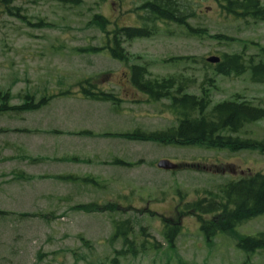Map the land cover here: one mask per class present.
Wrapping results in <instances>:
<instances>
[{
  "label": "rangeland",
  "instance_id": "374dc122",
  "mask_svg": "<svg viewBox=\"0 0 264 264\" xmlns=\"http://www.w3.org/2000/svg\"><path fill=\"white\" fill-rule=\"evenodd\" d=\"M71 1L0 0V92L9 93L11 105L20 104L27 94L38 100L75 91L78 83L92 78L102 90L119 94L123 104L112 111L105 109V121L96 124L99 129L105 126L115 131L130 126V133H151L176 127L178 118L162 107L168 101L146 103V98L130 87L129 67L139 65L147 67L153 78L177 75L194 80V86L185 92L197 96L204 76L212 79L208 110L235 96L264 108V85L254 84L249 71L237 78L224 77L202 64L224 53L257 55L264 61V20L227 17L214 0H186L196 15L189 25L205 29L207 36L221 34L235 41L193 38L177 26L160 25L152 38L122 45L130 57L125 65L107 52L83 54L76 50L107 43L105 34L90 24L93 15L109 21V31L134 27L137 15L133 10L139 3L79 0L73 5ZM260 1L264 6V0ZM8 9L19 10L18 15ZM39 21L50 26L28 25ZM186 57L194 61L181 60ZM47 114L48 108L0 116V264H114L123 244L122 240L111 241L113 222L123 221L131 223L130 239L140 252L118 257L116 264H264L263 251L248 254L237 247L240 237L264 234V215L207 243L195 217L175 213L177 207L202 199L206 192L218 193L249 173H264V154L136 142L131 155L138 162L144 160V166L122 175L116 189L102 192L89 183L55 182L48 172L42 177L44 167L27 163L31 158L28 139L33 136L24 135L33 134L31 128L48 129ZM233 136L264 142V120L245 125ZM163 160L207 170H159L157 164ZM89 204H97L99 210H76ZM163 217L169 220L167 225L179 227L173 248L164 243Z\"/></svg>",
  "mask_w": 264,
  "mask_h": 264
},
{
  "label": "trees",
  "instance_id": "16d2710c",
  "mask_svg": "<svg viewBox=\"0 0 264 264\" xmlns=\"http://www.w3.org/2000/svg\"><path fill=\"white\" fill-rule=\"evenodd\" d=\"M79 0H72L76 5ZM139 3L133 10L137 15L136 26L123 29L107 30L110 22L101 15H93L90 24L97 27L105 34L107 43L102 47H87L76 50L83 54H100L107 52L110 58L127 64L130 61L129 54L122 46L139 39H150L159 32V26H177L182 28L187 35L193 38H204L206 30L193 28L189 20L196 17L193 8L186 0H132ZM227 17L245 21L264 20V6L260 0H214ZM16 12L17 9H8ZM37 28L50 26L42 21L30 24ZM111 32V33H110ZM112 36L111 40L109 37ZM219 43H231L235 40L225 35L216 34L207 36ZM264 54V49L261 50ZM186 57L184 61L193 60ZM177 60V59H173ZM203 66L213 68L217 74L224 77H240L247 71L250 72L251 81L257 85H264V61L257 55L246 57L245 54H227L220 57V62L211 66L202 62ZM128 81L136 93L146 98V103H160L168 101L162 107L174 114L178 119L176 127L164 131L142 133L137 130L128 134L111 135L124 140L143 143H155L163 146L199 147L206 150H227L231 153L249 151L264 154V142L250 139H241L233 136L238 134L245 125L264 120V108L255 107L252 103L235 96L232 100L215 104L210 110V89H214V81L206 76L200 84V94H187L185 90L194 86V80L184 79L181 76H168L166 78H153L147 71V67L130 66ZM78 95L82 100L109 103L113 108H118L122 103L119 94L111 90H102L92 78L83 80L77 84L75 91H64L53 96H42L38 100L33 95H24L20 104L11 105L9 93L0 92V116L22 115L36 112L46 107L50 101L59 97ZM263 105V104H262ZM112 164L131 166L121 161L114 160ZM179 169L192 168L196 171L207 170L198 165H179ZM214 170H218L213 167ZM60 180L81 181L93 183L91 179H78L70 176L59 177ZM95 184V183H93ZM108 206V205H107ZM107 206L102 208L106 209ZM96 208L97 204L81 205L76 210L89 212ZM109 208H111L109 206ZM112 209V208H111ZM180 209V210H179ZM177 216L195 217L200 224V231L204 240L209 243L219 234H230L236 227L244 225L254 218L264 215V173H249L236 182H230L219 189L218 193L206 192L202 199L184 204L175 209ZM211 216L210 219L204 217ZM164 224L163 238L168 248H173L174 240L179 232L176 225H167L169 220L162 218ZM145 229H141L144 233ZM133 227L129 221L113 222V234L111 241L122 240L123 248L116 252V258L125 255L135 256L140 251L130 239ZM146 243V241H145ZM141 247H144V243ZM238 249L252 254L256 251L264 252V234L254 237H240L237 239ZM154 249H156L153 246ZM143 249V248H142ZM113 259L114 264L117 259Z\"/></svg>",
  "mask_w": 264,
  "mask_h": 264
},
{
  "label": "crops",
  "instance_id": "0c3cea01",
  "mask_svg": "<svg viewBox=\"0 0 264 264\" xmlns=\"http://www.w3.org/2000/svg\"><path fill=\"white\" fill-rule=\"evenodd\" d=\"M46 108L48 129L31 128L29 133L33 134L24 135L33 136L27 145L31 158L26 160L32 166L44 167L42 172L46 173L40 176L48 172L55 182L79 186L87 183L65 182L59 177L88 178L95 183L89 184L104 192L116 189L122 175H130L132 170L144 166V160L138 162L132 156L136 142L111 136L130 133V126L115 131L105 126L97 127L99 121H105V109L114 110L110 104L85 101L76 95L56 98L42 109ZM114 160L131 166L112 164ZM82 189L89 188L82 186Z\"/></svg>",
  "mask_w": 264,
  "mask_h": 264
},
{
  "label": "water",
  "instance_id": "95a60500",
  "mask_svg": "<svg viewBox=\"0 0 264 264\" xmlns=\"http://www.w3.org/2000/svg\"><path fill=\"white\" fill-rule=\"evenodd\" d=\"M205 62L209 65H217L220 62V58L211 56L205 60ZM157 168L159 170H164V171H175L178 167L174 164H171L168 161H160L157 164Z\"/></svg>",
  "mask_w": 264,
  "mask_h": 264
},
{
  "label": "flooded vegetation",
  "instance_id": "af4514ba",
  "mask_svg": "<svg viewBox=\"0 0 264 264\" xmlns=\"http://www.w3.org/2000/svg\"><path fill=\"white\" fill-rule=\"evenodd\" d=\"M121 0H119V2H120ZM125 26V25H124ZM123 29V28H122Z\"/></svg>",
  "mask_w": 264,
  "mask_h": 264
}]
</instances>
